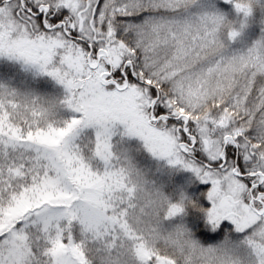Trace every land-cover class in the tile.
I'll use <instances>...</instances> for the list:
<instances>
[{
	"label": "snow or ice",
	"instance_id": "1",
	"mask_svg": "<svg viewBox=\"0 0 264 264\" xmlns=\"http://www.w3.org/2000/svg\"><path fill=\"white\" fill-rule=\"evenodd\" d=\"M0 58V264H264V0H0Z\"/></svg>",
	"mask_w": 264,
	"mask_h": 264
},
{
	"label": "rangeland",
	"instance_id": "2",
	"mask_svg": "<svg viewBox=\"0 0 264 264\" xmlns=\"http://www.w3.org/2000/svg\"><path fill=\"white\" fill-rule=\"evenodd\" d=\"M8 65H10L9 61L0 58V67H7ZM13 73L12 80L18 86H22V83H27L29 87L40 93L52 96L62 95V89L60 86L56 85L47 77L41 76L33 78L30 74L23 73L18 65L13 67ZM7 78V76H0V79ZM139 145L140 142L136 139L129 140L126 145V147L130 149L135 162L148 172L150 179H154L157 182H166L169 179V170L167 169V166L164 165L163 162L156 161L149 157L147 153L143 152ZM174 175L183 177L190 176V174L186 172H176ZM183 219L185 222H190L191 214L189 213Z\"/></svg>",
	"mask_w": 264,
	"mask_h": 264
}]
</instances>
